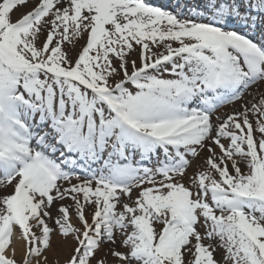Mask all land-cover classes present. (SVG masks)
Returning <instances> with one entry per match:
<instances>
[{
	"label": "snow or ice",
	"instance_id": "obj_1",
	"mask_svg": "<svg viewBox=\"0 0 264 264\" xmlns=\"http://www.w3.org/2000/svg\"><path fill=\"white\" fill-rule=\"evenodd\" d=\"M0 264H264V0H0Z\"/></svg>",
	"mask_w": 264,
	"mask_h": 264
},
{
	"label": "rangeland",
	"instance_id": "obj_2",
	"mask_svg": "<svg viewBox=\"0 0 264 264\" xmlns=\"http://www.w3.org/2000/svg\"><path fill=\"white\" fill-rule=\"evenodd\" d=\"M156 0H151V2L156 5V6H161L163 8H167L169 10H171L172 7V0H158L157 3H155ZM21 11H24V9H21ZM250 35H253L256 39H259L260 36V29L257 28L256 31L254 33L250 32ZM224 111L230 112L231 109L230 108H226L224 109ZM72 242V241H71ZM73 245V242H72ZM220 257L217 256V259H219Z\"/></svg>",
	"mask_w": 264,
	"mask_h": 264
},
{
	"label": "bare ground",
	"instance_id": "obj_3",
	"mask_svg": "<svg viewBox=\"0 0 264 264\" xmlns=\"http://www.w3.org/2000/svg\"><path fill=\"white\" fill-rule=\"evenodd\" d=\"M57 238H54V240H56ZM69 246H72V242H71V240H69ZM18 255H19V253H18Z\"/></svg>",
	"mask_w": 264,
	"mask_h": 264
}]
</instances>
